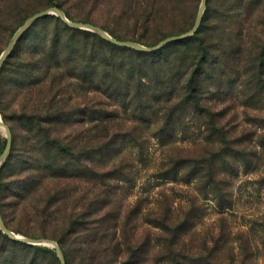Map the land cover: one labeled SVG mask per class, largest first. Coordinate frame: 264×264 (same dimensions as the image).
<instances>
[{
    "label": "rangeland",
    "instance_id": "rangeland-1",
    "mask_svg": "<svg viewBox=\"0 0 264 264\" xmlns=\"http://www.w3.org/2000/svg\"><path fill=\"white\" fill-rule=\"evenodd\" d=\"M202 1L0 0V57L28 18L48 8L59 7L56 3L62 5L59 8L67 11L70 16L66 15L72 21L91 23L121 41L153 47L169 36L191 30ZM212 4V23L208 32L213 36L210 39L215 48L213 60L222 55L225 57V53H219L224 51V44L230 48L231 57L224 70L217 63V66L209 67L205 86L209 106L218 113L212 118L225 128V136L219 139L208 131L205 123L210 116L199 117L190 109L168 129L163 128L165 116L162 112L147 116L143 122L138 116L134 117L135 112L125 110L119 101L107 100L90 90L83 94L74 81L73 89L80 93H76L75 99L83 107L88 102L94 104L92 113L74 115L72 125H65V122L57 125L61 141L70 140L73 150L61 153L58 146L41 148L32 143L27 147L18 146L19 150L13 152L9 164L5 166L6 159L0 169V212L10 230L36 239L57 241L55 238L59 237L62 228L60 221L54 222L47 217L46 221L44 217L64 218L66 214L79 211L80 208L73 207L75 201L98 196L104 172L122 166L125 172L131 171L132 179L119 185L117 204L125 214H130L132 221L138 220L140 241L149 234L154 238L142 255L146 258L142 264H172L173 256L181 264H264V59L255 61L258 55L253 47L255 38L248 32L249 29L264 37V0L254 2L249 12L251 18L242 23L240 28L249 35L242 41L237 35L239 22L224 21L225 18L220 16L224 11L219 6L221 0ZM207 10L208 0L205 13ZM63 23L77 31L66 28ZM233 29L235 33L231 35ZM81 31L104 38L93 30L70 25L57 14L41 17L23 36L21 58L34 47L36 40L45 36L50 40L60 33L69 46L94 47L100 50L101 56L114 57L118 63L136 61L128 49H140L108 40L116 45L111 48ZM168 43L161 47L166 46L162 60L166 59L165 55L184 48L182 44L167 46ZM235 43L238 44L233 53ZM218 53L220 57L216 55ZM7 58L0 70V89L10 87L9 80L16 67L13 59L4 69ZM154 59L158 60L159 55ZM216 79L220 81L219 87L214 83ZM99 101L106 103L99 105ZM4 104V95H0V117L10 127L4 116ZM113 134L125 137L115 145L107 144L108 136ZM137 136L143 144L142 150L134 141ZM18 139L20 143L28 144L26 136ZM13 140L12 132L10 152ZM8 141L9 132L0 123V157ZM51 156L68 164L70 177L62 180L65 183L45 176L51 172H46L44 165ZM36 158L40 161L35 162ZM173 160L178 163L176 175L172 171ZM200 165L203 168L209 166L197 171ZM54 169H58V165ZM22 186H25L24 190L16 194ZM163 216L175 223L184 221L181 241L177 248L172 247L176 251L171 258L167 246L171 234L147 222V218ZM17 227L24 228L29 235L13 229ZM1 234L9 236L0 227V246L7 245L4 252L0 249V264H10L12 259L15 264H22L23 248L11 247L7 241H2ZM34 245L54 247L45 243ZM59 260L62 264L60 257Z\"/></svg>",
    "mask_w": 264,
    "mask_h": 264
},
{
    "label": "trees",
    "instance_id": "trees-1",
    "mask_svg": "<svg viewBox=\"0 0 264 264\" xmlns=\"http://www.w3.org/2000/svg\"><path fill=\"white\" fill-rule=\"evenodd\" d=\"M214 1L208 0V10L195 34L167 44V46L182 44L184 48L165 55L166 59L164 60L161 57L166 46L152 52L129 48L128 50L135 55L136 61L131 64L118 63L114 57L101 56L100 50L97 51L94 47L69 46L63 41L60 33H56L50 40L46 36L36 40L34 47L27 51L24 58H21V42L24 33L4 65V69L7 68L13 59L16 63L13 70L14 75L9 80L10 87L0 89V95H4V116L10 123L14 136L12 151L5 166L9 164L13 152L19 150L18 146L27 147L30 143L35 147L41 146V148L45 145L58 146L61 153L73 150L70 140L61 141L57 134V125L59 122H65V125L68 126L72 125L74 115L83 114V112L92 113V104H94V102H88L86 107H83L75 99V95H78L76 93H79L73 89L75 82L83 90V94L90 90V92L103 95L107 100L119 101L125 110L126 108L132 110L137 114L134 117L138 116L139 120L143 122L146 121L147 116L151 117L162 112L165 116L163 124L165 129L173 126L175 120L182 117L189 109L199 117L210 116L205 123L208 131L219 139H221L220 136L224 137L225 128L212 118L218 116V113L209 106L208 92L205 86L207 83L205 74L209 67L217 66L215 64L217 63L224 70L229 64V57H231V53L228 52L230 48L224 44L222 46L224 51L219 53H225L226 58L222 57L223 55L220 57L218 53L216 55L220 59L213 60L215 48L211 46V44L213 45L211 42L213 36L208 32V29L212 23L211 10ZM255 1L221 0L219 6L224 8L223 13L220 14L225 18L224 21L239 22L237 35H239L240 41L244 40V37L254 34L253 47H255L256 53L258 51L255 59L257 62L264 59V37L249 29V35L245 34V29L240 28L242 23L251 18V8ZM56 4L62 7L60 3ZM66 13L70 16L67 11ZM244 13L248 14L243 17ZM52 17L60 20L56 15H52ZM243 19L245 20L243 21ZM63 25L77 31L67 24L63 23ZM81 32L93 35L108 47H116L96 33ZM233 32L235 33L234 29L231 35ZM237 44L235 43L231 50L233 53H235ZM157 55H159V59L155 60L154 57ZM171 56L172 58H170ZM225 59L226 61H224ZM217 60L218 62H216ZM219 82L218 79L214 82L217 83V87H219ZM105 103L99 101V105ZM22 135L29 139L28 144L20 143L18 138ZM124 137L121 134L109 135L107 144L111 142L115 145ZM139 138L137 136L133 139L142 150L143 144ZM37 161L40 160L36 158L35 162ZM62 161L55 156L47 157L44 164L45 169L46 172H51L45 176L65 183L62 180L69 178L70 174L67 170L68 164ZM26 163L30 162L27 160ZM40 165L42 166V164ZM56 165H58V169H54ZM171 165L172 171L176 175L178 163L173 160ZM206 167L203 168L200 165L197 171L199 169L202 171ZM212 170L214 169L212 168ZM102 177L103 183L100 184L98 196L95 194L94 198L83 197L80 202L76 203L75 201L73 207L80 208L79 211L66 214L64 218L44 215V219L61 223V234L55 239L64 252L66 264H142L146 259L142 258V255L146 247L151 246L154 238L149 234L143 241H140L138 220L132 221L133 218L130 214H125V210L117 204L119 185L126 184L132 179L131 171L125 172L121 166L118 169L104 172ZM105 178L107 180H104ZM23 188L25 186L20 187L16 194L24 190ZM147 219L151 226L171 234L172 239L167 242V246L170 248L168 255L171 258L181 241L184 221L175 223L172 220L171 222L168 216ZM13 229L29 235V232L24 228ZM1 237L2 241H7L11 247L23 248L22 264H60L54 247L28 244L11 239L6 234H1ZM2 245L0 249L4 252L7 245ZM10 259L12 258L10 257ZM175 259L173 256L172 264H181ZM15 263L16 261L13 259L10 261V264Z\"/></svg>",
    "mask_w": 264,
    "mask_h": 264
},
{
    "label": "water",
    "instance_id": "water-1",
    "mask_svg": "<svg viewBox=\"0 0 264 264\" xmlns=\"http://www.w3.org/2000/svg\"><path fill=\"white\" fill-rule=\"evenodd\" d=\"M206 3L207 0H203L202 4L200 6L199 12H198V16H197V20H196V24L195 26L183 33V34H179V35H173V36H169L166 39L162 40L159 44H157L156 46L153 47H149L140 43H134V42H127V41H121L118 40L116 38H114L113 36H111L108 32H106L105 30H103L102 28L95 26L91 23H85V22H75L70 20L66 13L59 7H51L48 8L46 10H43L41 12H37L36 14L32 15L30 18H28L25 23L18 29V31L15 33V35L13 36V38L11 39L10 43L8 44V46L6 47V49L4 50V52L2 53L1 57H0V70L3 66L4 61L6 60V58L10 55V53L12 52V50L15 48L16 44L18 43V41L20 40V38L23 36V34L31 27V25L38 20L41 17L47 16L49 14H57L59 15L64 21H66L67 23H69L70 25L76 26V27H81V28H85V29H89V30H93L97 33H99L101 36H103L104 38H106L107 40H110L116 44L119 45H129V46H133L137 49L140 50H145V51H151L154 49H158L161 48L163 45H165L166 43H168L169 41H173V40H177V39H182L185 37H188L192 34H194L202 21L203 15L205 13V9H206ZM0 123L2 125H4L8 132H9V141L6 147L5 152L2 154V156L0 157V169L2 168L3 164L5 163L7 157L9 156L10 150H11V144H12V132L10 130V127L2 120V118L0 117ZM0 227L9 234V236L11 238L17 239V240H21L27 243H33V244H50L52 246H54L57 250V253L61 259L62 264H66L65 258H64V254L62 252V249L59 245V243L53 239H36L33 237H29V236H24V235H20L15 233L14 231L10 230L6 225L5 222L2 218L1 212H0Z\"/></svg>",
    "mask_w": 264,
    "mask_h": 264
}]
</instances>
